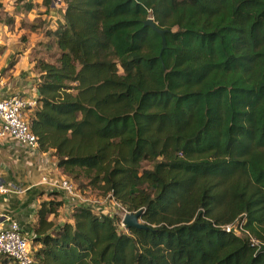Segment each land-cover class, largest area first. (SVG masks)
Masks as SVG:
<instances>
[{
  "label": "trees",
  "instance_id": "trees-1",
  "mask_svg": "<svg viewBox=\"0 0 264 264\" xmlns=\"http://www.w3.org/2000/svg\"><path fill=\"white\" fill-rule=\"evenodd\" d=\"M63 1L27 121L105 202H44L32 264H264V0Z\"/></svg>",
  "mask_w": 264,
  "mask_h": 264
},
{
  "label": "crops",
  "instance_id": "crops-1",
  "mask_svg": "<svg viewBox=\"0 0 264 264\" xmlns=\"http://www.w3.org/2000/svg\"><path fill=\"white\" fill-rule=\"evenodd\" d=\"M44 2L0 0V101L18 95L37 104L39 74L35 60L46 56V33L64 23L65 10L63 0H51L50 6ZM28 3L33 4L31 9L25 7ZM62 177L53 152L29 150L14 139L0 138V184L7 190L0 193V228L17 222L33 241L41 205L54 199L63 206L57 217L52 215L49 220L57 225L71 222L76 202L45 181L58 182Z\"/></svg>",
  "mask_w": 264,
  "mask_h": 264
},
{
  "label": "built area",
  "instance_id": "built-area-1",
  "mask_svg": "<svg viewBox=\"0 0 264 264\" xmlns=\"http://www.w3.org/2000/svg\"><path fill=\"white\" fill-rule=\"evenodd\" d=\"M33 106H35V103H30L18 95L1 100L0 138L14 139L21 146L37 151L38 138L32 133L27 121V108ZM45 181L52 189L63 192L66 197L75 198L85 203L92 202L93 205L96 204L95 201H91L88 197L80 194L75 184L65 177L60 178L58 182L49 183L47 179ZM6 191L4 186L0 184V193ZM234 230L233 226L226 227V231L229 233H233ZM33 248V241L23 233L17 222H11L7 228H0V257L13 259L18 264H32Z\"/></svg>",
  "mask_w": 264,
  "mask_h": 264
},
{
  "label": "water",
  "instance_id": "water-1",
  "mask_svg": "<svg viewBox=\"0 0 264 264\" xmlns=\"http://www.w3.org/2000/svg\"><path fill=\"white\" fill-rule=\"evenodd\" d=\"M146 25L151 26L156 32H158L163 39V49L166 48L167 43H166V31H163L158 28V26L154 23L152 19H149L146 22ZM141 212L134 213V214H128L125 216L123 223L127 229H132V228H137V229H146L147 227L141 222ZM235 232V230H234Z\"/></svg>",
  "mask_w": 264,
  "mask_h": 264
},
{
  "label": "rangeland",
  "instance_id": "rangeland-1",
  "mask_svg": "<svg viewBox=\"0 0 264 264\" xmlns=\"http://www.w3.org/2000/svg\"><path fill=\"white\" fill-rule=\"evenodd\" d=\"M2 11V10H1ZM1 14H3V13H1ZM4 15V14H3ZM9 19V17H6L5 18V20H8ZM145 167L146 168H150V167H152V165H149V164H145ZM64 177L66 178V179H68V180H70V181H72L74 184H75V186H76V183L71 179V178H69V177H67L66 175H64ZM77 187V186H76ZM78 189V188H77ZM88 192H90V191H88ZM91 193V192H90ZM88 194V193H87ZM65 195V194H64ZM99 194H97L96 192H94V193H91V196H86V197H88V198H91V199H97V200H99L100 199V197L98 196ZM66 196V195H65ZM102 200H104V198H101ZM104 202L105 201H102L101 202V200H99L98 201V203H96V204H100V205H102V204H104ZM106 205H109L108 206V208H109V210H107V211H105L106 213H108L110 210V212L109 213H115V212H118V213H116V214H119V216H121L122 217V223H123V220H124V218H125V216L126 215H128V213L127 212H124V213H122V212H120V211H118V206L117 205H115V204H113L114 206L112 207L111 206V204L109 203L108 204V202H107V204ZM105 207V206H104ZM93 208H96L95 206H93ZM124 224V223H123ZM241 226H243V223L242 222H238V223H236L234 226H233V229H235V233L236 234H241ZM122 228V227H121Z\"/></svg>",
  "mask_w": 264,
  "mask_h": 264
}]
</instances>
